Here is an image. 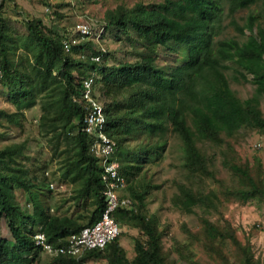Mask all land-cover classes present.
Here are the masks:
<instances>
[{
  "label": "trees",
  "instance_id": "1",
  "mask_svg": "<svg viewBox=\"0 0 264 264\" xmlns=\"http://www.w3.org/2000/svg\"><path fill=\"white\" fill-rule=\"evenodd\" d=\"M256 2L259 9L253 11L250 6ZM45 3L52 5L49 0ZM61 3L53 7L52 23L53 16L55 20L63 17L58 9ZM243 8L248 12L239 23L233 13ZM226 16L236 36H225ZM262 17L264 0H120L107 7L101 19L86 17L81 22L91 29L102 28V38L112 32H135L140 42L149 45L132 46L131 53L138 55L108 63L114 55L106 41V48H100L87 34H74L72 39L67 27L54 30L41 16L30 13L23 21L26 33L18 35L5 23L0 7V82L15 107L10 112L0 109V116L20 125L23 110L39 102V124L53 154L61 156V181L73 187V202L93 205L86 222L79 220L80 215L50 213L42 202L51 196V189L34 174L28 177L29 168L21 160L25 141L3 145L0 226L4 221L10 236L0 235V264H34L38 260L40 250L32 237L37 222L44 227L48 241L59 245L72 232L93 223L104 208L101 166L89 151L94 137L83 129L85 106L91 108L83 96L87 79L91 80V95L102 104L103 131L115 142L113 159L119 162L125 179L121 195L134 199L114 213L119 226L127 224L138 233L132 257L121 245L119 233L104 248L91 249L80 259L56 255L57 264H78L94 256L105 258L109 264H176L169 258L171 247L163 248V229L155 215L145 212L151 184L143 181V176L138 181L134 178L143 164L150 166L160 160L169 131L180 139L185 170L184 181H175L176 191L171 196L174 206L185 212L195 207L216 209L220 199L215 190L193 185L204 178L218 181L224 194L264 205V170L259 156H254L252 164L242 161L224 139L241 128L264 133ZM20 47L24 54L18 57ZM163 53L165 64L157 58ZM232 80L249 81L253 92L244 98L238 96L230 86ZM200 141L226 144L221 149V165L229 174L228 181L216 176L212 156L200 149ZM124 188L128 194L122 192ZM16 190L24 191L31 200V213L17 200ZM200 222V230H188V236L201 246L205 263L192 257L190 244L176 241L178 258L188 264H263L254 257L252 245L238 239L228 221L221 224L201 216ZM228 241L233 244L232 251L226 250Z\"/></svg>",
  "mask_w": 264,
  "mask_h": 264
},
{
  "label": "rangeland",
  "instance_id": "2",
  "mask_svg": "<svg viewBox=\"0 0 264 264\" xmlns=\"http://www.w3.org/2000/svg\"><path fill=\"white\" fill-rule=\"evenodd\" d=\"M17 5L10 1L0 0L1 11L5 23L18 35L26 33L24 26V18L27 13L39 15L42 17L46 25H51L52 29L59 31L61 27L69 29V36L72 39L74 34H78L79 29L77 25L81 20L89 17L90 20L101 19L104 10L107 7H113L120 0H49L51 6L45 3V0H16ZM131 2L132 0H126ZM159 1V0H150ZM62 2L61 7L58 9L63 12L62 19H56L53 16L54 23L50 21L55 4ZM258 2L252 4L251 10L256 11L259 9ZM248 9H239L233 13L235 19L243 22V18L247 14ZM84 14L86 16L84 17ZM230 17L226 16L223 20L227 23ZM264 25V18H261ZM94 32V30H93ZM225 36H236L237 32L232 26L228 25L223 31ZM248 33V30H246ZM95 39L100 48H108L113 52L114 57L108 59V63L112 60L118 62L122 58L130 59L132 56L138 55L131 53V47L149 45V42H140L135 32L130 35L123 33L112 32L110 35H102L96 37L95 34L90 36ZM102 38V39H101ZM101 39V40H100ZM147 50H144L145 52ZM16 54L18 57L24 54V50L20 47L17 49ZM163 56L157 58L163 63H166L167 57ZM231 88L237 93L238 96L244 98L253 92V84L249 81H234L230 82ZM261 108L264 111V96L261 97ZM0 109L7 112L15 110L12 102L8 100L3 87L0 82ZM24 118L22 124L10 123L0 116V147L5 144L18 143L25 141L26 148L24 156L21 160L29 168L28 177L34 174L38 180H43L46 185L51 189V196H47L46 200L42 203L46 204L48 211L54 214H67L71 216H81L79 220L86 222L89 219L90 212L93 208L92 204L77 205L73 202L72 189L73 187L69 182H62L60 179V165L61 156L53 154L51 144L47 141L48 136L43 132L39 124V117L42 110L37 102L33 107L24 109ZM12 132V133H11ZM225 142L229 143L237 157L242 161H247L249 164L254 162V156L258 155L264 170V133L258 132L254 128H241L237 130L231 137H224ZM180 139L172 131L167 133V146L162 154L160 160L152 165H144L134 175L138 181L140 176L145 178L146 183H150L147 190L148 195L145 199V212L147 215L153 213L155 219L159 222L158 227L163 229L162 245L164 249L171 247L169 258L175 260L176 264H188L185 260L178 258L175 251L176 241L182 245L190 244L188 247L192 249V257L198 259L201 263H205L207 257L202 252L201 246L191 242L188 236L190 231L196 232L201 228V216L207 217L213 222L223 224L228 221L233 227L238 239L245 243L248 241L254 251V257L262 260L264 264V205L254 199L241 200L230 194H224L223 189L218 181H212L210 178H204L202 181L195 180L193 185L199 186L205 190L213 189L218 194L220 201L217 203L216 209H205L195 207L192 212H185L174 206L171 202V196L176 191L175 181H184L185 170L181 166V150L179 149ZM200 149L213 159V168L218 178L229 180L227 170L221 165V149L226 146L214 145L208 141L198 142ZM147 163V162H145ZM45 165V166H44ZM31 169V170H30ZM47 173V174H46ZM132 178V177H131ZM147 183V184H148ZM16 198L21 206L25 207L26 211L31 213L33 205L31 200L28 199L27 194L22 190H16ZM123 193H127V188L122 189ZM20 195V196H19ZM133 199V198H132ZM134 201V199L132 200ZM45 206V205H44ZM1 223V222H0ZM3 226H0V235H4L7 231L5 222L2 221ZM189 230V232H188ZM138 230L132 226L125 224L120 225L119 241L124 247L128 257H132L134 250V236ZM234 249L233 244L228 241L227 251ZM39 250V249H38ZM38 260L34 264H57L54 257L46 252L39 251L37 254ZM84 264H109L107 260L101 256L90 257L84 261Z\"/></svg>",
  "mask_w": 264,
  "mask_h": 264
},
{
  "label": "built area",
  "instance_id": "3",
  "mask_svg": "<svg viewBox=\"0 0 264 264\" xmlns=\"http://www.w3.org/2000/svg\"><path fill=\"white\" fill-rule=\"evenodd\" d=\"M79 32L96 37L100 36L102 28L91 29L87 23L81 22L77 25ZM94 30V32H93ZM98 59V56L95 57ZM91 80L85 81L83 96L89 101L91 108L85 106L83 129L92 135L94 139L90 144L89 151L97 157L101 172L99 174L102 182V197L104 208L100 216L91 224L82 226L77 232H72L65 238V242L59 245L46 243L44 238L38 235L37 243L52 255H68L80 259L85 252L105 247L107 242L120 233V226L115 216L119 207H126L132 199L127 195H121V188L124 187V176L120 171L119 162L113 159L115 142L104 131V115L102 104L90 93ZM78 264H84L80 262Z\"/></svg>",
  "mask_w": 264,
  "mask_h": 264
},
{
  "label": "clouds",
  "instance_id": "4",
  "mask_svg": "<svg viewBox=\"0 0 264 264\" xmlns=\"http://www.w3.org/2000/svg\"><path fill=\"white\" fill-rule=\"evenodd\" d=\"M46 174H47V173H46ZM48 187H49V186H48ZM33 230H34V233H33L32 237H33L34 245H36L37 248H38L40 251L43 250V251L46 252L47 254H49V255L55 257V255H52V254L48 253L45 249H43V247H42L41 245H39V244L37 243V240L39 239V238H38V235H40V236H42V237L44 238V241H45L46 243H50V244L55 245V246L57 245V243H54V242H50V241H48L47 236H46V233H45V230H44V227L42 226V224H41L40 222H37V223L33 226ZM3 236H10V235H9L8 232H6Z\"/></svg>",
  "mask_w": 264,
  "mask_h": 264
},
{
  "label": "bare ground",
  "instance_id": "5",
  "mask_svg": "<svg viewBox=\"0 0 264 264\" xmlns=\"http://www.w3.org/2000/svg\"><path fill=\"white\" fill-rule=\"evenodd\" d=\"M89 39V38H88ZM104 51V50H103ZM96 55V54H95ZM95 69V68H94ZM12 133V132H11ZM117 152V151H116ZM45 166V165H44ZM126 168V167H125ZM101 170V169H100ZM20 196V195H19ZM103 209V208H102ZM70 233V232H69ZM61 256V255H60ZM56 257V256H55ZM85 257V256H84ZM95 257V256H94ZM70 259H71V257H70Z\"/></svg>",
  "mask_w": 264,
  "mask_h": 264
}]
</instances>
